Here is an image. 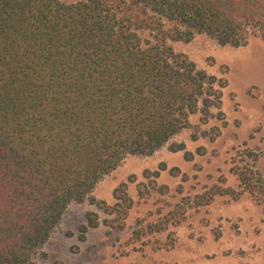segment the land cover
Listing matches in <instances>:
<instances>
[{
	"label": "trees",
	"instance_id": "16d2710c",
	"mask_svg": "<svg viewBox=\"0 0 264 264\" xmlns=\"http://www.w3.org/2000/svg\"><path fill=\"white\" fill-rule=\"evenodd\" d=\"M197 34L233 48L264 38V0H0V264H34L73 203L126 217L125 184L113 207L92 194L127 156L168 145L194 158L171 140L221 110L228 86L168 44ZM236 173L264 201L262 179ZM215 195L240 193L198 205ZM98 227L89 213L79 240Z\"/></svg>",
	"mask_w": 264,
	"mask_h": 264
},
{
	"label": "rangeland",
	"instance_id": "374dc122",
	"mask_svg": "<svg viewBox=\"0 0 264 264\" xmlns=\"http://www.w3.org/2000/svg\"><path fill=\"white\" fill-rule=\"evenodd\" d=\"M168 44L228 82L221 110L211 109L206 123L200 113L191 116L190 127L171 140L185 143L194 158L168 145L152 156H127L92 194L113 207L115 190L125 184L133 201L127 216L89 201L71 204L34 264H264V201L243 192L236 173L251 169L264 182V38L240 48L205 34ZM218 189L239 198L215 195L198 205L197 197ZM89 213L98 215L99 227L80 241ZM120 223L123 229L112 226Z\"/></svg>",
	"mask_w": 264,
	"mask_h": 264
}]
</instances>
